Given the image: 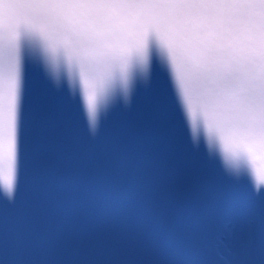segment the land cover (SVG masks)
Masks as SVG:
<instances>
[{
  "label": "snow or ice",
  "instance_id": "1",
  "mask_svg": "<svg viewBox=\"0 0 264 264\" xmlns=\"http://www.w3.org/2000/svg\"><path fill=\"white\" fill-rule=\"evenodd\" d=\"M36 45L79 72L91 139L59 130L44 69L29 91ZM157 55L193 102L187 122L257 178L241 195L218 189L162 106L131 114ZM102 101L131 118L100 143ZM0 188V264H264V0H0Z\"/></svg>",
  "mask_w": 264,
  "mask_h": 264
},
{
  "label": "clouds",
  "instance_id": "2",
  "mask_svg": "<svg viewBox=\"0 0 264 264\" xmlns=\"http://www.w3.org/2000/svg\"><path fill=\"white\" fill-rule=\"evenodd\" d=\"M32 53L41 61L44 71L49 75L57 87L65 81L70 89L74 90L77 87L79 83V72L63 56L58 55L55 51L49 50L43 45L34 46ZM149 72L150 70L147 66L141 65L137 70V75L142 81L147 82ZM181 102L187 113L193 102L189 101L188 103H185L183 97H181ZM106 107L107 102L102 101L101 110H104ZM98 118L99 114L97 113L96 119ZM189 123L193 141L199 143L201 136L203 135L209 153L218 152L222 157L226 169L239 177L241 172L245 169V163L241 157L230 153L224 148L220 134L215 130L206 128L201 119H193L189 116ZM250 178L254 180V182L257 179L251 173Z\"/></svg>",
  "mask_w": 264,
  "mask_h": 264
}]
</instances>
